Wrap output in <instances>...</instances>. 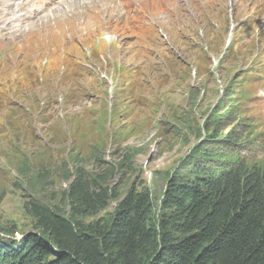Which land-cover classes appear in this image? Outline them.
<instances>
[{"label": "rangeland", "instance_id": "374dc122", "mask_svg": "<svg viewBox=\"0 0 264 264\" xmlns=\"http://www.w3.org/2000/svg\"><path fill=\"white\" fill-rule=\"evenodd\" d=\"M37 6L0 42V235L68 215L79 172L117 194L84 219L107 223L134 186L157 214L172 177L264 171V0Z\"/></svg>", "mask_w": 264, "mask_h": 264}, {"label": "trees", "instance_id": "16d2710c", "mask_svg": "<svg viewBox=\"0 0 264 264\" xmlns=\"http://www.w3.org/2000/svg\"><path fill=\"white\" fill-rule=\"evenodd\" d=\"M117 197L77 173L70 213L31 203L35 230L0 235V264H264V171L172 177L157 214L134 186L111 221L84 222Z\"/></svg>", "mask_w": 264, "mask_h": 264}, {"label": "bare ground", "instance_id": "6f19581e", "mask_svg": "<svg viewBox=\"0 0 264 264\" xmlns=\"http://www.w3.org/2000/svg\"><path fill=\"white\" fill-rule=\"evenodd\" d=\"M18 4L12 3V0H0V42L4 39H11L10 36H13L16 33V29L12 30V25L16 22H22L19 20V17L24 16L25 18H31L34 11H29L27 14L22 16H17L13 19L8 18L11 14H16L21 9L26 8L30 5L38 4L39 13L42 12L45 3H51L54 0H16Z\"/></svg>", "mask_w": 264, "mask_h": 264}]
</instances>
